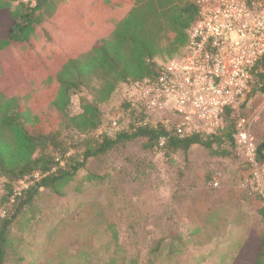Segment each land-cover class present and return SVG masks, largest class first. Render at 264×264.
I'll return each mask as SVG.
<instances>
[{
    "label": "trees",
    "instance_id": "16d2710c",
    "mask_svg": "<svg viewBox=\"0 0 264 264\" xmlns=\"http://www.w3.org/2000/svg\"><path fill=\"white\" fill-rule=\"evenodd\" d=\"M49 1L36 0L31 6L20 0H0V64L5 65L0 78V264L12 259L23 262L16 234L36 221L45 192L64 196L92 159L137 140L146 141L145 151L169 158L188 157L196 146L222 158L238 150L235 136L241 114L234 109L225 110L216 130L183 134L172 123L154 122L146 106L132 107L131 96L120 98L119 109H105L123 87L141 89L154 84L165 66L158 61L160 57L172 60L184 54L200 17L196 0H136L93 49L47 62L33 50ZM252 2L248 0L247 5L252 7ZM252 73L253 87L241 111L252 98L264 95V57ZM41 81L48 88L36 91ZM82 91L91 99L82 96L81 112L71 114L72 98ZM115 121L118 126L114 128ZM262 149H258L259 163ZM250 170L245 161L239 170L242 181L252 176ZM27 177L32 184L12 201L19 182ZM170 239L155 240L144 257L133 254L122 264H157L163 255L173 258L179 248ZM252 242V251L241 253L238 264L250 262L252 255L254 264H264V232L259 244Z\"/></svg>",
    "mask_w": 264,
    "mask_h": 264
},
{
    "label": "rangeland",
    "instance_id": "374dc122",
    "mask_svg": "<svg viewBox=\"0 0 264 264\" xmlns=\"http://www.w3.org/2000/svg\"><path fill=\"white\" fill-rule=\"evenodd\" d=\"M135 3L50 0L39 28L43 36L38 53L61 52L50 36L56 33L82 35L88 44L93 35H109ZM252 5L264 10V0H253ZM158 61L166 64L170 59L164 56ZM4 69L0 64V78ZM47 88L44 81L35 86L36 91ZM139 90L123 87L122 94L117 91L105 109H119L120 98L131 99ZM82 96L91 99L87 91L74 95L71 114L81 112ZM240 114L250 122L257 119L251 135L257 151L263 146L264 159V95L252 98ZM145 142L137 140L106 157L90 160L64 196L45 192L36 221L16 234L23 262L12 259L9 264H122L133 254L144 257L155 240L171 237L177 239L179 253L173 258L163 255L157 264H238L241 253L252 251V241L259 244L264 206L255 169L250 170L248 180H241L239 170L246 160L239 147L227 158L199 146L188 157L169 158L145 151ZM263 159L258 162L261 172ZM252 256L244 264H254Z\"/></svg>",
    "mask_w": 264,
    "mask_h": 264
},
{
    "label": "built area",
    "instance_id": "2783aa9c",
    "mask_svg": "<svg viewBox=\"0 0 264 264\" xmlns=\"http://www.w3.org/2000/svg\"><path fill=\"white\" fill-rule=\"evenodd\" d=\"M20 1L36 5V0ZM247 1L196 0L200 17L186 52L166 63L157 81L131 98L132 107L146 106L154 122L172 123L179 134L220 128L226 109L240 113L253 87L252 68L264 57V10H255ZM168 115L172 118L161 120ZM253 122L240 115L235 137L246 162L256 171L257 191L264 206V171L258 170ZM164 143L162 139L161 145ZM30 184L28 177L20 181L12 201Z\"/></svg>",
    "mask_w": 264,
    "mask_h": 264
},
{
    "label": "crops",
    "instance_id": "0c3cea01",
    "mask_svg": "<svg viewBox=\"0 0 264 264\" xmlns=\"http://www.w3.org/2000/svg\"><path fill=\"white\" fill-rule=\"evenodd\" d=\"M109 35H106V36H109ZM42 36L43 35L37 36L36 47L33 50V52H35L36 54H39L37 51V45H38V41L41 40ZM50 36L56 42L55 48L60 49L61 52L54 53V54H51L49 56H43V55L39 54L47 62H50V61L53 62L54 59H57L58 57H62V56L71 57V56H75V55H81V54L88 52L89 50L93 49L97 45V42L99 40L106 37L104 35H100V36L93 35L91 37L92 43L88 44V42L85 41L86 39L83 38L82 35H69L66 33L62 34V35H57V33H56V34H53ZM59 44H61V45H59Z\"/></svg>",
    "mask_w": 264,
    "mask_h": 264
}]
</instances>
